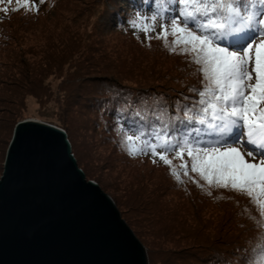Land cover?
<instances>
[{"label":"rangeland","instance_id":"1","mask_svg":"<svg viewBox=\"0 0 264 264\" xmlns=\"http://www.w3.org/2000/svg\"><path fill=\"white\" fill-rule=\"evenodd\" d=\"M126 2L0 0V174L17 121H60L88 178L119 197L149 244L148 264H246L264 248V197L209 184L181 148L164 153L165 164L144 148L147 134L127 133L143 149L133 154L115 130L122 122L105 110L109 101L142 102L168 118L174 107L191 108L207 83L192 54L172 43L168 13L154 19L149 3L121 22L125 5L134 8Z\"/></svg>","mask_w":264,"mask_h":264},{"label":"snow or ice","instance_id":"2","mask_svg":"<svg viewBox=\"0 0 264 264\" xmlns=\"http://www.w3.org/2000/svg\"><path fill=\"white\" fill-rule=\"evenodd\" d=\"M156 4L153 18L169 14L172 43L192 54L207 83L198 91L200 99L176 117L181 127L173 125L172 132H180V138L173 142L156 133L144 139V148L169 165L172 161L164 153L186 150L192 158L191 171L209 184L264 197V108H258L264 101V39L257 43V37H264V0H167L168 6L156 0ZM158 35L166 40L168 30ZM247 37L251 39L241 46ZM126 111L117 110V118L124 123L116 130L124 134L129 151L135 154L143 149L133 147L134 137L127 133L135 132L136 140L146 134L134 119L140 113L125 117ZM170 134L166 127L165 135ZM172 171L179 179V173ZM257 202L264 209V199Z\"/></svg>","mask_w":264,"mask_h":264},{"label":"water","instance_id":"3","mask_svg":"<svg viewBox=\"0 0 264 264\" xmlns=\"http://www.w3.org/2000/svg\"><path fill=\"white\" fill-rule=\"evenodd\" d=\"M120 201L88 178L60 121L15 123L0 174V264H148Z\"/></svg>","mask_w":264,"mask_h":264},{"label":"trees","instance_id":"4","mask_svg":"<svg viewBox=\"0 0 264 264\" xmlns=\"http://www.w3.org/2000/svg\"><path fill=\"white\" fill-rule=\"evenodd\" d=\"M130 2L134 4L136 9H141L142 5L147 1V0H127V2ZM150 2L156 4V0H149ZM167 0H160V3L163 5ZM126 2V3H127ZM125 3V4H126ZM128 4V3H127ZM131 8L128 9V6L125 5V8L123 11L120 12L121 18L119 19L121 22H125L127 13H129ZM100 100V99H98ZM111 104H113V108L111 107ZM133 104L136 107L133 108ZM125 105V103L123 104ZM130 105V106H129ZM125 108V107H124ZM121 105V102H114L112 101L107 104L105 107V110H107L109 113H111L112 117V123L115 124L114 120L121 121L117 118L116 112L118 109H124ZM127 111L124 113L125 117L132 116L134 117V114L136 112L140 113L139 117H134L136 125L140 127V130L143 131L145 134H147L148 137L155 136L156 133H161L162 136H164L165 139L172 140L175 142L176 139L180 138V132H172V127L175 125V127L179 128L181 127L178 122L176 121L177 116H183V113L181 111V107H174L173 109H170V114L168 118L162 117L160 114H156L155 107H151L149 109L144 108V105L141 103H132L128 104V108H125ZM165 108H158L159 112L163 111ZM124 123V121H121ZM131 123V121H129ZM15 125V124H14ZM115 126V125H112ZM167 127V132L171 133L170 135H165V130ZM118 127L115 126V130ZM183 131H187V129H182ZM253 250H257L256 252H260V255H257V253H254V256L248 260H242L243 263L246 264H264V248L261 247V245H257L256 247L253 248ZM240 252V251H238Z\"/></svg>","mask_w":264,"mask_h":264}]
</instances>
